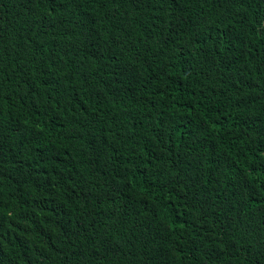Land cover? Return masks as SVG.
<instances>
[{
    "label": "trees",
    "instance_id": "16d2710c",
    "mask_svg": "<svg viewBox=\"0 0 264 264\" xmlns=\"http://www.w3.org/2000/svg\"><path fill=\"white\" fill-rule=\"evenodd\" d=\"M0 264H264V0H0Z\"/></svg>",
    "mask_w": 264,
    "mask_h": 264
}]
</instances>
